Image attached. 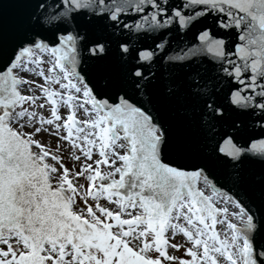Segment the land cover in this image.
I'll list each match as a JSON object with an SVG mask.
<instances>
[{
    "label": "snow or ice",
    "instance_id": "obj_1",
    "mask_svg": "<svg viewBox=\"0 0 264 264\" xmlns=\"http://www.w3.org/2000/svg\"><path fill=\"white\" fill-rule=\"evenodd\" d=\"M0 264H264V0H0Z\"/></svg>",
    "mask_w": 264,
    "mask_h": 264
},
{
    "label": "rangeland",
    "instance_id": "obj_2",
    "mask_svg": "<svg viewBox=\"0 0 264 264\" xmlns=\"http://www.w3.org/2000/svg\"><path fill=\"white\" fill-rule=\"evenodd\" d=\"M45 67H47V66H45ZM39 138L44 140L47 144L52 145L53 147L55 146V144L57 142L55 139L48 137L47 134H45L43 137H39ZM68 164L71 167V161L70 160L68 161ZM177 242H182V240L178 239ZM171 254L179 256V257H183V249H181L180 251H173Z\"/></svg>",
    "mask_w": 264,
    "mask_h": 264
},
{
    "label": "bare ground",
    "instance_id": "obj_3",
    "mask_svg": "<svg viewBox=\"0 0 264 264\" xmlns=\"http://www.w3.org/2000/svg\"><path fill=\"white\" fill-rule=\"evenodd\" d=\"M118 178V177H117Z\"/></svg>",
    "mask_w": 264,
    "mask_h": 264
}]
</instances>
